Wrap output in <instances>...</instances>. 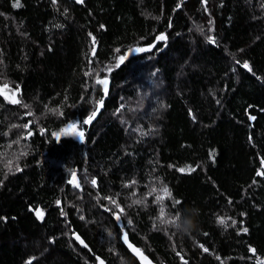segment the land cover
<instances>
[{
	"label": "trees",
	"instance_id": "trees-1",
	"mask_svg": "<svg viewBox=\"0 0 264 264\" xmlns=\"http://www.w3.org/2000/svg\"><path fill=\"white\" fill-rule=\"evenodd\" d=\"M0 90V264H264V0H0Z\"/></svg>",
	"mask_w": 264,
	"mask_h": 264
},
{
	"label": "water",
	"instance_id": "water-1",
	"mask_svg": "<svg viewBox=\"0 0 264 264\" xmlns=\"http://www.w3.org/2000/svg\"><path fill=\"white\" fill-rule=\"evenodd\" d=\"M102 101V106L98 105V102ZM97 102L96 107L94 109V111L97 109V107L99 106V111L96 113L94 119L91 120L90 123L86 124L87 125V129H89V127L91 126V124L97 119V117L99 116L100 112L103 109L104 106V101L100 100ZM93 111V112H94ZM92 112V113H93ZM88 118V117H87ZM86 118V119H87ZM73 180V175L71 176V178L69 179V183L73 186H76L78 183L77 177L75 175V183H71L70 181ZM73 236H77L76 234H73ZM122 243L123 245L126 247L127 251L138 261L139 264H154L153 261L151 259H149L146 255H144L127 237V240H125V236L122 239ZM133 249H138L139 253L136 251H133Z\"/></svg>",
	"mask_w": 264,
	"mask_h": 264
},
{
	"label": "snow or ice",
	"instance_id": "snow-or-ice-1",
	"mask_svg": "<svg viewBox=\"0 0 264 264\" xmlns=\"http://www.w3.org/2000/svg\"><path fill=\"white\" fill-rule=\"evenodd\" d=\"M17 6H19L18 5V3H17ZM165 37L163 36V34H161L160 36H158L157 37V40H162V39H164ZM93 40H94V38H93ZM152 46L150 45L149 46V48H151ZM147 49H143V48H138V49H136V51H146ZM121 59V61L124 59V57H121L120 58ZM245 67H247V64H245ZM98 83H103V84H107V81L106 80H98L97 81ZM5 87H7V86H5ZM0 91H2V90H0ZM105 91H106V88H105ZM11 102H13V103H19V101L18 100H12ZM102 101H100V102H98V105L99 106H102ZM99 106L97 107V109L87 118V119H85L84 121H83V123L84 124H88V123H90L91 122V120L92 119H94V117H95V115H96V113L99 111ZM252 119H254V117H252ZM25 127H27V125H25ZM68 128L69 129H75L76 128V125L75 124H69L68 125ZM79 135H80V138L81 139H83V133L82 132H80L79 133ZM18 171H19V169H17ZM260 174H262V175H264V173H260ZM71 183H75V172H73V180L72 181H70ZM93 184H95V180H93ZM77 187L79 186L78 184L76 185ZM57 203H59V201L57 202ZM113 203H115V201H113ZM122 211V210H121ZM221 223H223V220H221L220 221ZM244 231H247V229H244ZM77 239H79V237H77ZM125 240H127V236L125 235ZM133 251H136V252H138L139 253V250L138 249H133ZM205 251H207V249H205ZM101 264H103V262H101Z\"/></svg>",
	"mask_w": 264,
	"mask_h": 264
},
{
	"label": "rangeland",
	"instance_id": "rangeland-1",
	"mask_svg": "<svg viewBox=\"0 0 264 264\" xmlns=\"http://www.w3.org/2000/svg\"><path fill=\"white\" fill-rule=\"evenodd\" d=\"M4 96L5 97H8V98H11L13 97V93H8V92H3ZM82 132V130L80 129H69L68 126H65L62 130H61V133L60 135H63V134H67V135H71L73 137H76V138H80V135L79 133ZM74 237H77V236H74Z\"/></svg>",
	"mask_w": 264,
	"mask_h": 264
}]
</instances>
